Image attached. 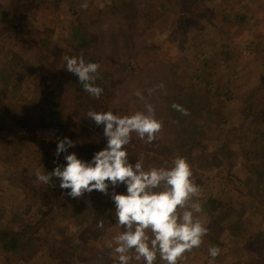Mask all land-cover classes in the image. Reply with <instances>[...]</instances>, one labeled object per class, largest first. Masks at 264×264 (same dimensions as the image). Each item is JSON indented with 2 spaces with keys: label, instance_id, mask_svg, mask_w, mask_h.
I'll return each mask as SVG.
<instances>
[{
  "label": "trees",
  "instance_id": "1",
  "mask_svg": "<svg viewBox=\"0 0 264 264\" xmlns=\"http://www.w3.org/2000/svg\"><path fill=\"white\" fill-rule=\"evenodd\" d=\"M247 1H251L252 5L246 4ZM257 1L259 0H104L101 7L97 8L94 7L96 0H52L49 7L54 5L56 8H63L69 5L71 11H75V17L72 18L70 11H58L57 17L62 19L65 30L51 42L45 33L52 29L42 20L45 10L50 11L44 5V0H0V32L6 33L16 28L17 32L27 35L35 30L40 47L36 60L30 62L32 73L38 78L37 90L40 91L35 101L25 98L21 93L23 68L17 53L6 50L5 56L0 57V130L9 131L12 130L11 127L25 125L32 137L40 131L44 137V150L39 159L41 171L53 170L57 138L65 136L75 143V147L68 150L69 153L75 152L78 158L90 160L94 152L106 146V140L103 137V125L96 127L84 119L83 114L89 109L109 111L115 99L124 100L121 103L124 108L121 115L144 110L145 101L138 100L135 92L142 85L148 87L155 79L159 85H163L161 95L164 107L162 104L160 114L155 109L160 117L157 119L163 121V128L159 139L151 145H145L133 135L132 143L128 146L130 162L135 163L143 155L145 168L166 164L171 166L176 156L187 158L190 164L194 158L207 154L214 158L236 161V153L244 154L243 148H247L249 145L246 144L250 141L253 147L248 149V158L253 155L255 159L251 162L250 170L256 169L264 179V134L261 128L255 129L252 126L255 122L262 126L264 124V70L246 93L240 92L244 88L246 77H237L236 69L232 72L225 71L227 80L223 83L214 79L217 73L224 72L219 67L228 70L241 65L244 59L251 58L248 61L250 63L257 61L256 48L261 47L260 43L264 39L253 26L264 25V7L253 8ZM260 1L264 5V0ZM85 2L88 4L86 9L81 7ZM164 18L167 20L164 30L161 29L162 34L157 35L156 27ZM204 24L211 27V31H218L217 36L211 37L208 42L203 39L204 44L200 39L193 41L190 46L183 45L193 39L190 35L201 32ZM184 36L187 37L183 43H179V39ZM9 38L22 43V54L27 52V47L31 44L30 36L22 40L19 36ZM61 42L66 43V46L53 53L61 56V60L57 66L50 67V53L54 51L51 48H60ZM171 44L178 48L177 52L169 50ZM41 45L48 51L41 50ZM68 45L71 49L67 52ZM205 46L210 48L207 53H204ZM65 55H83L86 61L100 64L96 84L104 92L99 99L85 93L78 78L64 69ZM171 55L177 57L173 59L170 58ZM259 59L264 60V56ZM188 63L192 65L190 70L187 69ZM128 65H132V68L124 75L125 78L114 80L116 70ZM253 66L255 67V63ZM213 67V75L209 78V70ZM120 77L121 75L117 76ZM196 84L204 92L203 96H209L204 103L201 102L198 114L193 115L191 111L196 105L189 103L186 96L193 93L192 89ZM140 91L144 93L146 102L155 107L153 101L156 95L152 92L149 95L148 89ZM174 102L186 108L189 114L185 116L172 109ZM10 114L15 117H10ZM203 114L206 122L201 125ZM13 118L16 121L9 122ZM214 119L219 121L220 126L227 127L230 137L223 136L222 141L216 138L211 143L205 140V135L212 130ZM20 139L24 140V137ZM202 140L204 145L201 144ZM13 143L14 141L8 140L2 149L3 153L0 148V160L6 164L5 178L25 192L33 209L26 216L15 213L8 221L3 218L9 217L7 209L4 216L0 210V258L41 256L48 249L56 264H75L80 253L75 242L82 222L79 215H76L82 213L79 203L62 194L58 180L57 187L53 189L40 183L35 174L18 167L15 162L17 157L11 149ZM195 144L202 149L200 155L193 151ZM63 156L61 154L59 158L61 164L65 163ZM192 172L195 183L200 187L206 186L208 176ZM117 191L124 192V187H119ZM95 194L104 199L105 203L83 201L81 208L91 210L103 204L104 211L112 210L114 213L110 199L98 192ZM211 200V203L202 205L206 219L201 221L208 228L209 234H213L203 238L200 248L186 254L187 258L194 253L202 255L204 260L200 264H217L226 257V254L221 253L220 246L223 243L216 237L217 231H211L216 211L226 215V219L235 217L237 212L232 205ZM261 214L264 219L263 209ZM113 215L111 214L110 219L115 221ZM223 219L221 218L219 230L227 233L226 246L234 248L242 237L239 234L242 231L221 227ZM55 220L59 223V231L54 233L56 238L48 240L45 238V230ZM227 224L236 228L232 226V221ZM100 243L102 247H99ZM213 246L220 248V255L215 260L208 255V249ZM86 249L91 255L93 249L97 250L102 258H106L109 250L115 258V254L107 248L106 241L101 238L88 239ZM250 252L256 261H264V257L254 250ZM131 264L142 262L133 260Z\"/></svg>",
  "mask_w": 264,
  "mask_h": 264
},
{
  "label": "clouds",
  "instance_id": "2",
  "mask_svg": "<svg viewBox=\"0 0 264 264\" xmlns=\"http://www.w3.org/2000/svg\"><path fill=\"white\" fill-rule=\"evenodd\" d=\"M88 7L87 2L81 5ZM65 70L78 78L82 90L94 99H99L104 89L96 84L99 79L100 64L86 61L83 55L63 56ZM163 87V85H160ZM152 90H148L151 94ZM135 96L145 101L144 110L130 115H120L113 111L89 109L83 118L96 127L103 125L106 146L93 153L90 160L78 158L69 149L74 141L65 136L57 138L54 153L55 167L46 172L37 169L36 179L50 188H56V181L62 194L79 200L95 191L107 196L113 204V219L122 231L106 242L115 254V264H131L133 260L142 264H183L187 255L200 248L208 228L198 218L202 205L195 198L200 195V186L192 179L193 172L187 159L176 156L171 166H150L145 168L141 155L130 162L128 146L133 135L145 145L159 139L163 121L156 118L155 107L146 102L143 92L137 90ZM172 109L188 115L183 106L173 103ZM64 154L65 163H59ZM124 192H118L119 187ZM104 229L103 220L96 224ZM208 255L215 260L220 248L213 246Z\"/></svg>",
  "mask_w": 264,
  "mask_h": 264
},
{
  "label": "rangeland",
  "instance_id": "3",
  "mask_svg": "<svg viewBox=\"0 0 264 264\" xmlns=\"http://www.w3.org/2000/svg\"><path fill=\"white\" fill-rule=\"evenodd\" d=\"M50 1L52 0H44V5H47V9L50 11L45 10L42 20L44 19L45 25L52 29V31L45 33V36L52 42L57 39L65 30V26L61 21L62 19L57 17L58 11L60 10L62 13H67V11H70L73 19L75 17V11H71L72 8L69 5L63 8H56L54 5L49 7ZM103 1L104 0H96L97 4H95L94 7L97 6V8H100L101 2ZM246 4H250V6L252 5L251 1H247ZM258 6L262 8L264 7L260 0L256 2V5H254L253 8ZM166 21V18H164L158 23L156 27L157 35L162 34L161 29L164 30ZM253 26L257 32L261 34V36H264L263 24H254ZM217 33L218 31H211V27L204 24L201 32L196 35H190L193 38L192 40H188L187 42L183 43V40L187 37L184 36V38L179 39V43L190 46L193 41H199L201 39L202 44H204L203 39L208 42L211 40V37H216ZM0 36L2 37H0V57L5 56L7 52L6 50H13L17 53V57L21 59L20 63L23 68V77L21 78V93L25 98L35 101L36 96L40 91L37 90L38 78L32 73L33 67L31 66L30 62L36 60L35 57L40 50V47L38 46L39 37L36 35L35 30L31 33H27V35H23V33L20 31L17 32L16 28L11 29L6 33L0 32ZM9 36H13L15 38L19 36L20 40L30 36L29 43L31 44L30 46L28 45L27 52L22 54V43L18 41L16 42L15 39H11ZM59 45L60 48H57V46H53V48H51L54 51L50 53V67L57 66L61 60V56L53 53L66 46V43L61 42ZM260 46L261 47L256 48L257 50L255 49L256 53L254 51L255 55L258 56L257 61L250 63L248 61H251V58L244 59L242 64L241 61H239L241 65L228 70H224L223 68L219 67V69L224 72L217 73L214 76V79L220 83H223L225 80H227L225 71L232 72L234 69H236L235 72L237 77L242 75L246 77L244 79V88L240 90V92L246 93L249 88L255 85L257 78L260 77L261 72L264 70V60L259 59L260 56H264V39L261 41ZM70 49L71 46L68 45L67 52ZM209 49L210 48L205 46L204 53H207ZM41 50L45 52L48 51L47 49L45 50L42 45ZM169 50H172L171 52H177L178 48L174 47V44H171L169 46ZM260 50L262 52H260ZM171 57L175 59L177 55H171L170 58ZM254 63L255 67L253 66ZM191 66V63H188L187 69L190 70ZM119 68L116 70V77H113L114 80H123V78H125L124 75H127L130 72L132 65L125 66L122 69L121 67ZM213 72L214 67L209 70V78L212 77ZM119 75H121V77L117 78ZM143 88L145 91L147 89L152 90L151 92L156 95V99L153 102H155L156 111L160 114L162 104L164 107V100L163 96L161 95L163 91L162 87H160L157 81L153 79L152 82L148 84V87L145 85L143 87L142 85L138 89L142 90ZM192 90L193 93L191 95H187L186 98L190 100L189 103L196 105V107L191 112L193 115H197L201 106V102L204 103V101L207 100L209 94L207 96H203L204 92L200 87L197 86V84L194 85ZM126 97L127 93H125V98ZM123 101L121 99H115L110 106V110L121 115L124 109L123 105L121 104ZM155 115L156 118H160L158 114L155 113ZM10 117L15 116L10 114ZM15 121V118L9 120V122ZM204 121L206 122L205 115L203 114V117L200 119V124L203 125ZM212 125H214L212 130L207 132L205 135L206 141L213 143L216 138H220L222 141L223 136L230 137V135L227 134V127L220 126L217 119L213 120ZM252 126L255 129L258 127L261 128L262 133L264 134V124L262 126L261 124L255 122L252 124ZM245 128L248 129L247 127ZM11 129L12 130L9 131L0 130L1 151L4 149L8 140L14 141V143L11 144V149L13 151V155L17 157L15 162L18 164V167H22V169L27 173H31L32 175L35 174L37 169L41 170V163L39 159L40 153L44 150V137L42 133L38 131L36 132V136L32 137L29 129H27L25 125L20 127H11ZM205 129H207V127ZM21 137H24V140H21ZM228 142L230 141L228 140ZM201 144L204 145L203 140L201 141ZM251 144L252 142H247L246 145L249 146L247 148H243L244 154L236 153V161L238 164H236L234 159L225 160L214 158L208 154L207 156L194 158L193 162L190 163L192 171L207 175L209 180L207 181L206 186L200 187V195L195 199L201 203V205L207 204L209 202L211 203V199H214L218 203L224 202L226 205H232V208L237 211L235 217H231L230 219H226V215L219 214L218 211H216V217L211 225V231H217L218 234L216 237L223 243V245L220 246L221 253L226 254L224 260L217 264H264V261H261V259L256 261L254 258H252L251 256L253 253L250 252L251 250H254L259 256L264 257V219L262 218L263 215L261 214L262 209L264 210V179H262L259 173L256 172V169L252 168V171L250 170L251 162L255 161L253 155H251V158H248V149L253 147ZM2 145H4L3 148ZM199 146L200 145L195 144L193 147V151H195V153L198 155H200V151H202L201 147ZM1 153H3V151ZM231 164L236 165L231 166ZM5 171L6 164L0 160V210H2L4 216L5 209H7L9 217L3 218L4 220L8 221L15 213H21L26 216L28 212L31 211V208L33 209V205L26 199L27 197L23 190H20L13 184L6 181L7 179L5 178ZM83 201H100L105 203V200L100 198L99 195H96L95 191L91 194V196L85 194V196L79 201L77 200V203H79V209L82 210V213H76V215H79V218L82 222L81 230L75 237V242L77 243V247L80 252L75 264H115V258L109 253V250H107L108 255H106V258H102L101 255L97 253V250L94 251L93 249V254L91 255L86 249L88 239L91 238L98 240L101 238L107 242L112 240L115 235L122 231V229L116 227V222L110 219L111 214L114 213L112 210H110V212H106V210L104 211L103 209L105 206L103 204H99L96 208L91 210H84L81 208V202ZM258 209H260V211ZM197 216L200 220L206 219V214L204 212L197 214ZM221 218H224L221 227L237 232L242 231L239 233L242 237L240 238L238 245L234 248H229L226 246V242L228 241L227 233L219 230ZM99 220H103L104 222L103 230H98L96 228V224ZM230 221H232V226H235L236 228L233 229L227 224ZM59 227V223L56 220L54 222L52 221L48 229L45 230V238L48 240L56 238L54 233L59 231ZM211 234H213V232L210 234L208 232L207 236ZM99 247H102L101 243ZM241 249L242 251L240 252L239 250ZM195 254L196 253L189 256L183 264H200L204 260V257L200 254ZM84 255L87 256L84 257ZM10 257L0 258V264H56L54 257L51 256V251L48 249L45 253L41 254V256L22 255L20 258L18 256H14L13 258Z\"/></svg>",
  "mask_w": 264,
  "mask_h": 264
}]
</instances>
